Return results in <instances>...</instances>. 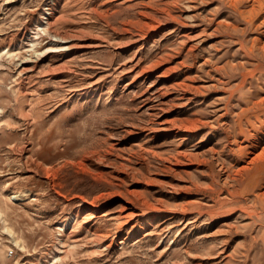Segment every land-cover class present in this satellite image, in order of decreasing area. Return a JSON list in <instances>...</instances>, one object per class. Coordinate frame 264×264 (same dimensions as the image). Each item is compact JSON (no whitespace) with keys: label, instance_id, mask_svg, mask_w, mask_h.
<instances>
[{"label":"rangeland","instance_id":"374dc122","mask_svg":"<svg viewBox=\"0 0 264 264\" xmlns=\"http://www.w3.org/2000/svg\"><path fill=\"white\" fill-rule=\"evenodd\" d=\"M0 264H264V0H0Z\"/></svg>","mask_w":264,"mask_h":264},{"label":"bare ground","instance_id":"6f19581e","mask_svg":"<svg viewBox=\"0 0 264 264\" xmlns=\"http://www.w3.org/2000/svg\"><path fill=\"white\" fill-rule=\"evenodd\" d=\"M52 13L53 12H48V14L50 15V18H49V20H48V22H47V26L46 27H44V28H47V30L48 31H50L53 35H54V37L56 36H58V37H60V39H63L62 41L63 42H65V41H67V39H68V37H70L69 35H67V34H60L61 32H59V33H57L56 31H54L53 29H52V25H53V21H51V18H52ZM44 30V29H43ZM49 33V32H48ZM65 33V32H64ZM63 45V44H62ZM61 46V45H60ZM62 48V47H61ZM66 48H67V51H65V52H72V53H75L76 52V50H74V49H72L73 47L69 44V45H66ZM51 49V48H50ZM49 49V50H50ZM54 49H57V48H54ZM58 50V49H57ZM54 51V50H53ZM42 54V53H41ZM39 55V54H38ZM35 62V61H34Z\"/></svg>","mask_w":264,"mask_h":264}]
</instances>
